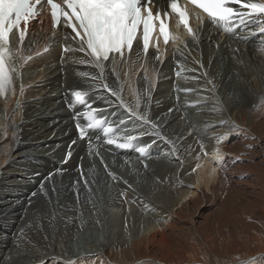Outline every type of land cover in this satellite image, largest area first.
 <instances>
[{
    "label": "bare ground",
    "instance_id": "1",
    "mask_svg": "<svg viewBox=\"0 0 264 264\" xmlns=\"http://www.w3.org/2000/svg\"><path fill=\"white\" fill-rule=\"evenodd\" d=\"M41 21L13 50L15 92L0 95V264H264V16L235 29L203 17L159 60L136 42L103 69ZM91 108L101 124L81 139ZM129 134L127 148L107 143ZM112 183L92 240L86 216Z\"/></svg>",
    "mask_w": 264,
    "mask_h": 264
},
{
    "label": "snow or ice",
    "instance_id": "2",
    "mask_svg": "<svg viewBox=\"0 0 264 264\" xmlns=\"http://www.w3.org/2000/svg\"><path fill=\"white\" fill-rule=\"evenodd\" d=\"M188 3L200 10L196 16L197 21L202 22L203 16L206 15L214 25L236 21L244 24L246 15L248 18L264 16V0H187L183 7L178 0H169L167 10L158 9L156 12H153V0H60V2L57 0H0V95H6L9 91L15 92L13 81L14 75L18 74V69L15 67L16 55L13 47L16 44L23 45L28 25L33 19L44 14L46 8L50 11L54 27L59 28L63 21L64 26L70 30L68 34H65L64 39L76 44V51L85 53L86 57L92 58L95 66L103 69L110 57L112 62L117 55L122 60L130 57L138 36L140 38L138 47L144 56L147 55L152 41L156 40L154 59L159 60L161 56L159 38H163L165 45L169 44L170 39L176 38L169 30V12L178 17L177 27L182 24L195 38L193 28L189 24ZM260 31L264 33V27H261ZM13 35L16 36V41H10ZM64 51H71V49L66 47ZM104 88L111 92L112 96H117V92L109 89L107 85H104ZM70 95L75 101L81 104L86 103L84 92L75 90ZM128 111L142 124L152 129L158 128V125L148 118L147 111L140 113L132 109ZM96 112L97 109H90L86 125H82L79 120L76 121L75 127L81 139L87 137V129H96L101 124V120L96 118ZM103 133L107 136L113 133V129L104 128ZM120 139L114 136L107 139V143L115 144L119 148H127L136 137L126 135L122 143L118 142ZM217 139L219 142L220 138ZM139 151L143 152L144 149L140 148ZM216 155L219 160V150ZM70 156L69 151L67 157ZM215 172L216 168H213L212 174L214 175ZM32 195L35 196L36 193Z\"/></svg>",
    "mask_w": 264,
    "mask_h": 264
},
{
    "label": "rangeland",
    "instance_id": "3",
    "mask_svg": "<svg viewBox=\"0 0 264 264\" xmlns=\"http://www.w3.org/2000/svg\"><path fill=\"white\" fill-rule=\"evenodd\" d=\"M103 171V174L104 173H106L107 171L105 170V172H104V169L102 170ZM128 171H129V173L128 174H126V176H125V178L126 179H130L132 176V178L130 179V180H135L137 177H138V175H136L135 173H134V171H132L131 169H128ZM131 171V172H130ZM130 174V175H129ZM106 175H107V173H106ZM129 176V177H128ZM136 183H140L139 182V180L138 179H136ZM112 185L113 186H115V187H113L115 190H113L112 188H110L111 190H110V192H112V190H113V192L112 193H105V194H103L102 195V198L105 196L106 197V199L104 200V202H102V201H100V199L99 198H95L94 199V201H92V207H93V209H95V210H93V211H91L89 214H88V216H86V218H87V222H89L90 224H91V228L93 229V232L94 233H92V234H89L88 236L89 237H92L91 239L93 240L94 238L96 239V235H97V238H98V235H99V233H100V231H102L103 229H104V226L106 225V220H108V218L110 217V215H111V213H110V210H109V208L111 207V203L110 202H112L113 201V199H115V198H117V195L118 194H116L115 192L116 191H118L119 189V187H117V185H115V183H112ZM113 194V196H111ZM111 196V197H110ZM116 196V197H115ZM115 197V198H114ZM111 198V199H110ZM111 201H110V200ZM98 201V202H97ZM101 203L103 204V205H101ZM104 203H106V204H104ZM94 204V205H93ZM98 204V205H97ZM99 207H101V209L99 210L100 211V213H99V211H98V209H99ZM91 214V215H90ZM96 227V228H95ZM99 227V228H98ZM96 232V233H95ZM98 233V234H97ZM91 239H90V241H91ZM99 240H100V243L102 242H105V238H104V240H103V238L102 237H99ZM76 242H78V241H76ZM106 243V242H105Z\"/></svg>",
    "mask_w": 264,
    "mask_h": 264
}]
</instances>
